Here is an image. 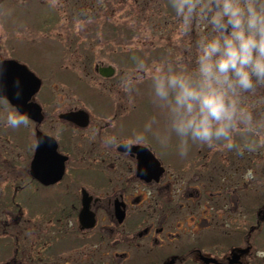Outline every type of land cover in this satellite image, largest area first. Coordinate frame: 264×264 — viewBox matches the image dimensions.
<instances>
[{"label": "flooded vegetation", "instance_id": "obj_1", "mask_svg": "<svg viewBox=\"0 0 264 264\" xmlns=\"http://www.w3.org/2000/svg\"><path fill=\"white\" fill-rule=\"evenodd\" d=\"M162 1L135 3L168 8ZM140 50L152 59L175 55ZM16 56H0V63ZM44 101V119L27 118V136L8 124L7 116L19 113L0 97V264H264V194L253 188V181L264 183V149L221 151L210 162L215 151L206 146L193 145L182 157L175 139L164 149L148 138L125 154L105 148L102 138L123 141L142 130L140 105L125 99L107 110L93 99L59 97L50 118L53 103ZM38 131L53 137L65 158L55 182L34 176Z\"/></svg>", "mask_w": 264, "mask_h": 264}, {"label": "clouds", "instance_id": "obj_2", "mask_svg": "<svg viewBox=\"0 0 264 264\" xmlns=\"http://www.w3.org/2000/svg\"><path fill=\"white\" fill-rule=\"evenodd\" d=\"M182 50L164 58L133 56L121 87L134 90L148 82L153 102L163 108L130 138H102L105 148L148 143L149 134L164 149L175 139L179 154L193 145L212 151L256 152L264 149V0H168ZM9 125L27 124L9 114Z\"/></svg>", "mask_w": 264, "mask_h": 264}, {"label": "rangeland", "instance_id": "obj_3", "mask_svg": "<svg viewBox=\"0 0 264 264\" xmlns=\"http://www.w3.org/2000/svg\"><path fill=\"white\" fill-rule=\"evenodd\" d=\"M137 1L0 0V56L6 59L17 54L18 61L41 77L43 88L36 99L52 101L50 118L59 108V97L79 99L81 104L90 103L92 97L97 104L112 100L114 107L130 99L132 104L151 109L142 118L144 124L140 127L136 122L135 128L143 129L154 113L161 121L153 124V130L162 129L165 110L153 102L148 82L126 91L121 79L132 67V57L141 56L140 49L178 53L176 21L169 7L143 10ZM148 55L152 59L153 54ZM97 64L115 66L118 74L103 79L95 72ZM20 125L18 129L28 136L26 124ZM49 125L57 127L56 122ZM149 138L154 139L151 134ZM219 152L212 153L210 162ZM22 154L25 158L24 149ZM253 183L257 195L264 194V183L259 179Z\"/></svg>", "mask_w": 264, "mask_h": 264}, {"label": "water", "instance_id": "obj_4", "mask_svg": "<svg viewBox=\"0 0 264 264\" xmlns=\"http://www.w3.org/2000/svg\"><path fill=\"white\" fill-rule=\"evenodd\" d=\"M102 74L110 76L112 70H102ZM40 88L41 80L25 66L17 62L0 64V96L8 98L22 115L37 123H41L44 117L41 107L32 98ZM64 159L57 152L55 140L39 132L32 166L34 176L43 182H55L61 176Z\"/></svg>", "mask_w": 264, "mask_h": 264}]
</instances>
